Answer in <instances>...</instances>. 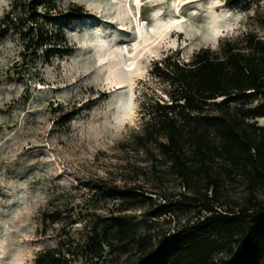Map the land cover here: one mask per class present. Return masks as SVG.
<instances>
[{
	"label": "rangeland",
	"instance_id": "rangeland-1",
	"mask_svg": "<svg viewBox=\"0 0 264 264\" xmlns=\"http://www.w3.org/2000/svg\"><path fill=\"white\" fill-rule=\"evenodd\" d=\"M11 1L0 0V18ZM247 1L245 7L231 0H57L62 8L71 2L82 5L86 14L65 29L72 50L38 63L41 75L28 86L14 71L20 39L0 36V264H34L39 251L64 236L58 227L66 213L76 221L69 228L73 237L92 226L91 239L113 241L114 246H104V264L136 259L128 237L149 231L155 242L163 232L207 215L203 207L208 201L200 195L204 188H185L157 149L145 150L134 134L141 130L140 107L149 97L145 93L158 89L163 94L149 74L155 60L172 51L187 60L200 47L218 49L250 32L264 38V0ZM172 21L169 33L151 49L153 56L141 52L137 57L140 75L133 77L125 63L140 52L144 39L153 40ZM117 81L123 85L117 87ZM66 112L72 115L65 118ZM252 120L264 125V116ZM219 162L213 164L223 177L217 210H242L253 197L264 202L262 187L253 196L247 190L242 169H233L229 177ZM129 190L137 195L128 197ZM164 201L170 211L157 215ZM53 206L62 207L60 219L43 230L42 211ZM114 216L130 227V236L118 242ZM218 245L222 251L216 258L237 249L227 237ZM82 246L73 248L77 256L72 264H94Z\"/></svg>",
	"mask_w": 264,
	"mask_h": 264
},
{
	"label": "trees",
	"instance_id": "trees-1",
	"mask_svg": "<svg viewBox=\"0 0 264 264\" xmlns=\"http://www.w3.org/2000/svg\"><path fill=\"white\" fill-rule=\"evenodd\" d=\"M231 2L248 6L247 0ZM85 14L83 6L74 2L62 8L57 0L11 1L0 18V36L16 34L20 39V61L15 62L14 71L20 73L26 86L41 75L44 63L72 50L65 29ZM149 74L158 80L163 94L159 95L158 89L145 93L149 97L140 107L141 130L134 139L147 151L157 149L185 188H204L200 195L208 201L203 207L207 215L175 231L163 232L155 242L149 231L128 237L129 225L114 216L112 225L117 234L121 233L115 240L132 238L137 256L130 264H264V202L253 197L242 210H217L214 204H219L223 177L213 166L219 160L229 177L233 169H242L252 196L256 188L264 189V125L252 120L264 116V38L246 33L241 39L223 42L218 49L200 47L187 60L172 51L155 60ZM254 99L256 105L245 109L244 105ZM71 115L66 112L64 117ZM135 192L125 194L134 197ZM193 196L185 198L196 200ZM52 201L50 198L48 204ZM61 211V206L42 211L43 230L60 219ZM169 211L164 201L155 213ZM61 220L58 229L64 236L55 246L39 251L34 264H72L77 256L73 248L81 242V248L89 251L96 264L104 246L115 245L102 236L91 239L92 226L75 238L69 231L75 218L66 213ZM225 237L237 249L231 247L226 256L216 258L222 251L218 241Z\"/></svg>",
	"mask_w": 264,
	"mask_h": 264
},
{
	"label": "bare ground",
	"instance_id": "bare-ground-1",
	"mask_svg": "<svg viewBox=\"0 0 264 264\" xmlns=\"http://www.w3.org/2000/svg\"><path fill=\"white\" fill-rule=\"evenodd\" d=\"M175 22L176 21L169 22L164 27H162L159 31L154 33L155 36H154L153 40H145L144 39V41L140 45V52L138 54H136V56L134 58H132L131 60L129 59L128 60L129 62L127 61L128 63H125V70L129 71L133 77H138L140 75V70L136 67V61L135 60L137 59V57L140 55L141 52H143V54H145L147 57L153 56L154 52L151 51V49L154 48V46H157L161 43V40L164 39V37L167 33H169L170 28L173 26V24ZM116 23H118V22H116ZM135 38L138 41L142 39L140 32H136ZM115 84L117 87H121L123 85V82L117 81V82H115Z\"/></svg>",
	"mask_w": 264,
	"mask_h": 264
}]
</instances>
